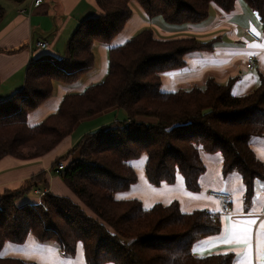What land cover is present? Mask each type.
I'll list each match as a JSON object with an SVG mask.
<instances>
[{"label":"trees","instance_id":"16d2710c","mask_svg":"<svg viewBox=\"0 0 264 264\" xmlns=\"http://www.w3.org/2000/svg\"><path fill=\"white\" fill-rule=\"evenodd\" d=\"M133 1L147 16H161L169 24L196 23L207 17L211 3L229 11L235 2L94 0L97 12L77 22L62 53L43 52L31 59L21 88L0 100V158L45 154L83 118L109 108L123 109L126 118L83 134L55 157L52 166L63 162L58 175L77 201L49 190L32 204L16 202L20 190L0 194V248L32 234L40 242H53L66 256H74L81 243L86 264H232L230 253L192 251L195 242L218 232L217 213L206 208L186 212L176 200L145 207L136 197L118 198L116 193L137 181L130 161L142 153L152 185L171 184L180 174L188 190L198 191L204 151L221 153L224 174L238 172L248 201L254 179H264V165L249 145L250 137L264 135V75L242 95L232 93L233 78L164 91L160 73L181 67L188 51L210 49L212 42L192 36L158 38L152 29L142 28L109 46L108 71L100 82L64 94L54 112L27 123L28 113L51 95L53 82L69 83L93 66L92 43H110L131 16ZM243 1L258 19L264 18V0ZM2 14L0 5V19ZM30 182L27 187L34 184ZM0 264L39 263L0 255Z\"/></svg>","mask_w":264,"mask_h":264},{"label":"crops","instance_id":"0c3cea01","mask_svg":"<svg viewBox=\"0 0 264 264\" xmlns=\"http://www.w3.org/2000/svg\"><path fill=\"white\" fill-rule=\"evenodd\" d=\"M31 1L13 0L7 3L5 1L2 6L0 100L21 88L27 65L33 57L43 52L62 53L77 22L97 12L94 0H43L39 5L31 6L27 11H18L20 7L27 8ZM133 2V6L146 15L141 6ZM133 6L131 16L110 43L97 40L92 43L94 62L89 70L81 73L69 83L56 82L58 85L55 86L53 82L51 95L28 113L26 118L29 125L41 121L45 116L54 112L64 94L80 92L86 86L100 82L105 77L108 71L109 46L123 43L133 35L138 27L146 25V17L138 13L137 8L133 9ZM155 20L156 23L152 24V27H149V23L146 26L159 37L192 36L202 42H212L210 49L188 51L181 67L161 72L162 90L174 91L193 86L204 87L209 78L219 83H225L233 78L232 93L242 95L252 90L258 84L259 76L264 75V18L258 19L243 0H235L233 8L229 11L223 10L213 2L207 17L196 23L169 24L159 19ZM246 29L258 35L260 41H255ZM38 39L48 42L45 50L34 45V41ZM247 53L254 54L256 57V66L253 70L245 69ZM110 112L113 113L109 116L124 119V115L121 116L122 111L109 108L83 119L75 128L86 120L97 119L102 114L105 116ZM105 123L102 122L100 126ZM96 125L91 129L94 130ZM73 132L41 156L17 158L6 155L1 157L0 194L20 190V196L16 202L32 204L39 202L41 194L49 190L77 201L78 199L63 183L58 172L51 168L52 160L63 154L86 133L73 137ZM249 145L264 165V135L250 137ZM200 157L205 170L198 178V191L188 190L180 174H177L173 183L162 182L159 185H152L145 178L142 181H147V183L139 185L137 176V181L131 185L130 189L116 193V197H136L145 207H150L155 202L166 204L176 200L180 209L186 212L202 208L215 212L220 222L218 232L195 242L192 246L193 253L196 255L230 253L232 264H247L249 259L253 260L254 264H264V257L259 254V248L264 246V213L261 212V205L264 202V179H254L253 193L246 201L244 186L238 172L231 171L227 174L222 172L220 152L202 151ZM144 158L146 159L145 156ZM130 162L132 164V160ZM32 177L33 179L30 180ZM30 181L34 184L27 187ZM210 189L230 192L229 212H220V201L208 195L207 191ZM248 221H254L250 226L251 243L249 245L238 238H226V229H231L233 226L237 228L248 226ZM0 255L19 257L26 262L34 261L39 264H86L81 243H78L74 256H66L53 242H40L32 234H28L22 243L5 241L0 248Z\"/></svg>","mask_w":264,"mask_h":264},{"label":"rangeland","instance_id":"374dc122","mask_svg":"<svg viewBox=\"0 0 264 264\" xmlns=\"http://www.w3.org/2000/svg\"><path fill=\"white\" fill-rule=\"evenodd\" d=\"M6 1V3L7 2H13V0H0V5L1 6H4V2ZM133 3L134 2H131V6H133ZM136 9L137 7H135V6H133V9ZM138 9V13H141L142 15H144L142 12H139L140 10H139V8H137ZM144 17H146L145 19H146V25L149 23V27H152L153 25L152 24H155L156 23V20L155 19H159V20H161L163 23H167V22H165L164 20H163V18L161 17V16H147V15H144ZM147 19H151L150 21L149 20H147ZM146 25H142V26H140V27H138L135 31H134V33L135 32H137V31H139V30H141L142 28H147V26ZM154 32V31H153ZM133 33V34H134ZM154 35H155V37H158V38H166V37H159V36H157L156 34H155V32H154ZM170 38H172V37H170ZM166 71V70H165ZM163 72V71H162ZM54 85L56 86V85H58V83H56V82H54ZM117 109H119L120 111H122V113L123 114H121V116H123L124 115V118H126V113H125V111L123 110V109H121V108H117ZM112 111H114V110H112ZM113 112H110L109 114H105V116H104V114H102L99 118L97 117V119L96 118H94V119H89V120H86L85 122H82L81 124H79V126H77V128H75L74 129V132H73V137H76V136H79L78 134H83V133H87V131H90V130H92V131H94V130H96L97 129V127L99 128V127H101L102 125H106V124H109L110 122H113V121H115V120H122V119H117L118 117H113V116H109V115H111ZM109 116V117H108ZM114 118H116V119H114ZM83 119H85V118H83ZM82 119V120H83ZM141 119L142 120H145V121H149V120H155L154 118H151V117H146V116H141ZM81 120V121H82ZM105 120H109V121H105ZM102 122H106L105 124H102L101 126H100V124L102 123ZM96 124H99V125H96ZM95 125L97 126L94 130L93 129H91L92 128V126H94L95 127ZM81 132V133H80ZM81 136V135H80ZM81 138V137H80ZM79 138V139H80ZM78 139V140H79ZM77 140V141H78ZM76 141V142H77ZM75 142V143H76ZM75 143L73 144V145H75ZM24 151H26V152H29L31 149H29V148H24L23 149ZM75 152V151H74ZM77 154V153H76ZM43 155V154H42ZM75 155V154H74ZM142 156H140L139 158H137V159H134V160H132V164H133V166H134V168H135V170H136V174H137V176H138V182L140 183L139 185H141V183H147V181L146 182H143L142 180L145 178V179H147L146 178V176H145V173H144V164H145V162L144 161H146V159L144 158V156L146 157V153H142L141 154ZM144 155V156H143ZM41 156V155H40ZM54 159H56V158H54ZM54 159L52 160V162H51V168H52V170H55L54 168L58 165V163L61 161V160H59L58 161V163L56 164V165H54V167L52 166L54 163ZM69 159H71V156H68V158H66L65 159V161L66 160H69ZM64 161V160H63ZM67 162V161H66ZM149 182V181H148ZM131 187V186H130ZM133 187V186H132ZM146 187H147V184H146ZM130 189V188H129ZM132 189V188H131ZM209 195V194H208ZM79 202V201H78ZM82 205V204H81ZM83 206V205H82ZM83 208H85L84 206H83ZM86 209V208H85ZM87 210V209H86Z\"/></svg>","mask_w":264,"mask_h":264},{"label":"built area","instance_id":"2783aa9c","mask_svg":"<svg viewBox=\"0 0 264 264\" xmlns=\"http://www.w3.org/2000/svg\"><path fill=\"white\" fill-rule=\"evenodd\" d=\"M43 0H32L29 4L28 8L20 7L18 9L19 12L27 11L29 10L30 6H37L39 5ZM246 31L251 35V37L259 42L260 38L258 35L253 33L251 30L246 29ZM34 45L40 49H45L48 45V42L44 39H38L34 41ZM245 69L247 70H253L256 66V57L254 54L247 53L245 57ZM64 167V164L62 161L58 163V168H56V171L61 170ZM38 191V190H37ZM207 193L213 197H216L220 201V212H229L230 211V199L231 194L227 190H220V189H210L207 191ZM261 212L264 213V202L261 205Z\"/></svg>","mask_w":264,"mask_h":264},{"label":"snow or ice","instance_id":"6c2138e0","mask_svg":"<svg viewBox=\"0 0 264 264\" xmlns=\"http://www.w3.org/2000/svg\"><path fill=\"white\" fill-rule=\"evenodd\" d=\"M254 223V221H248L247 225L242 228H237L233 226L231 229H226V238H238L243 241L246 245L251 243L250 240V226ZM259 254L261 257H264V246L259 248ZM227 255V254H226ZM247 264H254V261L249 259L247 260Z\"/></svg>","mask_w":264,"mask_h":264},{"label":"bare ground","instance_id":"6f19581e","mask_svg":"<svg viewBox=\"0 0 264 264\" xmlns=\"http://www.w3.org/2000/svg\"><path fill=\"white\" fill-rule=\"evenodd\" d=\"M28 7H29V6H28ZM28 7H27V8H28ZM30 7H31V6H30ZM29 9H30V8H29Z\"/></svg>","mask_w":264,"mask_h":264}]
</instances>
